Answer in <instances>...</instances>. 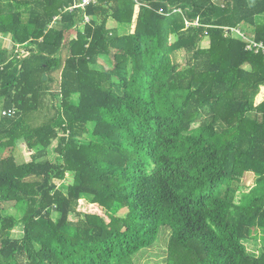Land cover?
<instances>
[{"label": "trees", "instance_id": "1", "mask_svg": "<svg viewBox=\"0 0 264 264\" xmlns=\"http://www.w3.org/2000/svg\"><path fill=\"white\" fill-rule=\"evenodd\" d=\"M73 2L0 0V264H264V0Z\"/></svg>", "mask_w": 264, "mask_h": 264}, {"label": "rangeland", "instance_id": "2", "mask_svg": "<svg viewBox=\"0 0 264 264\" xmlns=\"http://www.w3.org/2000/svg\"><path fill=\"white\" fill-rule=\"evenodd\" d=\"M114 26L117 27L116 23L113 21H110L109 27L112 28ZM79 27H80V29H82L83 24H80ZM119 32H121V33L127 32V29L125 30V28H124V29L120 30ZM75 35H76V29L74 28V29L66 32L65 38L68 40L71 37H74ZM0 45H4V47H6L9 50L11 48V41L9 40V37H7L6 35H1L0 36ZM202 46L203 47L208 46V39L204 40L202 42ZM171 58H172L173 62L180 63L181 66L185 63L184 51H178V52L173 53L171 55ZM99 61L103 62V61H106V59L100 58ZM263 94H264V88L261 89V92L258 95L257 100H260L261 97L263 96ZM2 109H3L2 104L0 102V115H1ZM18 151H19L18 152L19 156H22V158H24L27 161L29 160L31 151L26 147V145L24 143L19 142ZM47 152H48V154L52 155V148L50 147ZM8 153H9V150L7 149L4 154L8 155ZM253 179H254L253 174L251 172H246L242 177V182L244 184H249L253 181ZM54 181L57 185H60V184L62 186L63 185L64 186L70 185L73 182L72 174L70 172H67L63 179H55ZM7 210L10 214L16 216V218H18V219L22 215V209L16 210V209L9 207ZM57 218H58V216L54 215V220H56ZM11 234H12V237H14V238L21 237L22 236V224H18L16 227H14ZM164 245H165L164 240L160 239L158 242L155 243L154 246H152L146 252H144V254L138 255L136 257V259H134V263L132 262L130 264H161L160 262H161V258L163 257V255L161 256L160 249L163 248ZM252 245H254V244H249V247H252Z\"/></svg>", "mask_w": 264, "mask_h": 264}, {"label": "built area", "instance_id": "3", "mask_svg": "<svg viewBox=\"0 0 264 264\" xmlns=\"http://www.w3.org/2000/svg\"><path fill=\"white\" fill-rule=\"evenodd\" d=\"M97 0H74L73 5L70 6L68 9L72 10L73 8H80L81 10H85V8L91 4V3H95ZM216 1H224V0H216ZM171 12L172 13H181L182 10L180 7H172L171 8ZM159 13L161 14H165V15H169L170 13L167 11H164L162 9L159 10ZM58 20V16H54L53 17V21ZM90 21V17L87 16L86 14H84L83 16V23L89 22ZM185 25L186 27L188 26H198L199 25V20L198 18L194 21V22H190L188 21V19H185ZM236 32L240 33V31L238 29H234ZM241 34V33H240ZM256 45V44H253ZM259 47L261 46V44L258 45ZM247 48H250V45L247 46ZM16 52H17V57H24L26 55V51L24 50V48H22V46H16ZM3 115H7V116H11L13 114H15V109H8V110H3L2 112Z\"/></svg>", "mask_w": 264, "mask_h": 264}, {"label": "water", "instance_id": "4", "mask_svg": "<svg viewBox=\"0 0 264 264\" xmlns=\"http://www.w3.org/2000/svg\"><path fill=\"white\" fill-rule=\"evenodd\" d=\"M46 79H47L46 74H43V80H46Z\"/></svg>", "mask_w": 264, "mask_h": 264}, {"label": "crops", "instance_id": "5", "mask_svg": "<svg viewBox=\"0 0 264 264\" xmlns=\"http://www.w3.org/2000/svg\"><path fill=\"white\" fill-rule=\"evenodd\" d=\"M7 37H9V36H7ZM9 40H10V38H9ZM1 46H4V45H1Z\"/></svg>", "mask_w": 264, "mask_h": 264}]
</instances>
